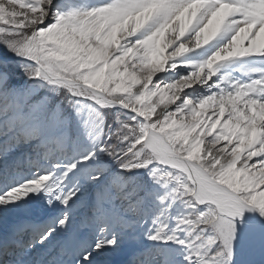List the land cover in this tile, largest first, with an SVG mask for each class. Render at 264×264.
Listing matches in <instances>:
<instances>
[{"label": "snow or ice", "instance_id": "1", "mask_svg": "<svg viewBox=\"0 0 264 264\" xmlns=\"http://www.w3.org/2000/svg\"><path fill=\"white\" fill-rule=\"evenodd\" d=\"M261 36L264 0L66 11L0 0V44L30 62V80L56 89L35 99L0 74V264H104L154 195L142 169L165 190L161 202L190 209L172 234L154 221L149 239L186 247L188 264H214L223 251L203 254L177 234L211 230L208 244L231 256L236 219L249 208L264 216V67L247 79L221 68L264 60ZM221 39L204 59L185 58ZM25 124L33 135L17 131Z\"/></svg>", "mask_w": 264, "mask_h": 264}, {"label": "rangeland", "instance_id": "2", "mask_svg": "<svg viewBox=\"0 0 264 264\" xmlns=\"http://www.w3.org/2000/svg\"><path fill=\"white\" fill-rule=\"evenodd\" d=\"M54 2L59 10L63 11L60 6L61 0H54ZM0 54L8 60L15 56L13 52H10L3 44H0ZM30 71V62L21 59H17L14 62H4L0 58V74L6 75L8 82L13 89L37 93V95L34 96L35 99L49 95L56 90L55 86L47 81L37 83L36 81L30 80L28 75H26V73ZM247 71H249V69H243V67H240L233 62H230L228 65L221 68V73L227 72L233 77H243L244 79H247V77L244 76V73ZM188 91L193 95L196 94L192 89H189ZM9 123L10 122L6 121V130ZM17 131L24 136L33 135L35 132L34 128L28 124L18 127ZM106 165L110 167L113 172L119 171L115 161L106 160ZM137 179L146 182L150 188H153L154 195L148 199L140 217L138 218V223L135 228L125 232L121 237L119 249L112 253L111 256H120L124 252L126 253L132 249V253L138 256L139 259L144 260L145 264H188L184 259L188 253L186 247L177 245L171 241H154L149 239V237L158 230L159 224L154 223L157 219L161 223H166L168 225L167 234H172L176 230L178 220L187 216L190 209L183 199L173 200L171 196H169L164 202H161L160 196L165 194V190L160 189L159 185H153L148 177L147 169L140 170V173L137 174ZM256 212L258 216L264 220V216H261L258 211ZM247 227L248 226H243L239 228L236 224L231 256L228 255L227 250L224 249L222 244H216L215 246L208 244V239L215 236V233L211 230L201 235L199 240H196V233L193 232L191 226H181V229L177 234L181 239L193 243L196 249L203 254L211 255L212 253L223 251V255L217 254L211 257L214 260V264H233L234 262L239 263L241 261L242 255L247 247L248 239L253 232L252 229ZM127 246H130L131 249H126ZM107 258H105V260ZM252 264H264V258H256L253 260Z\"/></svg>", "mask_w": 264, "mask_h": 264}, {"label": "bare ground", "instance_id": "3", "mask_svg": "<svg viewBox=\"0 0 264 264\" xmlns=\"http://www.w3.org/2000/svg\"><path fill=\"white\" fill-rule=\"evenodd\" d=\"M108 0H61L60 6L62 7L63 11L68 10L69 8H90L92 6H97L103 3H107ZM223 39L214 41L213 45H209L206 49L198 50L196 53L188 54L186 59H195V60H202L206 57L207 54H210V51L213 49L214 45H218L223 43ZM260 42L264 43V36H261ZM0 57L2 55L0 54ZM18 56L15 55L14 58ZM236 65L243 67V69H250L252 67H264V60L258 57H246L240 60L234 61ZM171 73H162L161 77L171 76ZM257 212L254 209H246L244 211L243 219L237 218L235 223L239 228L243 226H248L253 230L252 234L250 235L247 247L245 249L244 254L242 255V259L239 263L233 264H252L253 260L256 258H264V224H262L259 219H257ZM126 249H131L130 246H127ZM131 249L128 252H124L122 255H112L108 256L106 260H104V264H118L119 262H123L125 260H130V263L134 264L137 261V257ZM135 252V251H134Z\"/></svg>", "mask_w": 264, "mask_h": 264}, {"label": "water", "instance_id": "4", "mask_svg": "<svg viewBox=\"0 0 264 264\" xmlns=\"http://www.w3.org/2000/svg\"><path fill=\"white\" fill-rule=\"evenodd\" d=\"M11 59H9V60H7V61H10ZM257 217V219H259V221L262 223V224H264V220L263 219H261L258 215L256 216Z\"/></svg>", "mask_w": 264, "mask_h": 264}]
</instances>
